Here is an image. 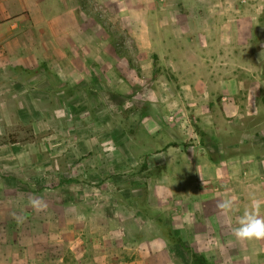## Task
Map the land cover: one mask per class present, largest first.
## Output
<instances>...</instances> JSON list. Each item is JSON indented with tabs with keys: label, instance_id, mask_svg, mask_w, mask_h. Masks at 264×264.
<instances>
[{
	"label": "rangeland",
	"instance_id": "rangeland-1",
	"mask_svg": "<svg viewBox=\"0 0 264 264\" xmlns=\"http://www.w3.org/2000/svg\"><path fill=\"white\" fill-rule=\"evenodd\" d=\"M195 125L223 153L210 154ZM168 146L264 155V0H0V235L10 228L73 263L97 256L100 224L76 207L91 215L125 185L148 205Z\"/></svg>",
	"mask_w": 264,
	"mask_h": 264
},
{
	"label": "crops",
	"instance_id": "crops-1",
	"mask_svg": "<svg viewBox=\"0 0 264 264\" xmlns=\"http://www.w3.org/2000/svg\"><path fill=\"white\" fill-rule=\"evenodd\" d=\"M144 124L156 134L157 142L163 140L165 134L161 127L146 121ZM174 130L170 133L171 137L181 134L180 129V133ZM211 130L205 129L210 137ZM213 131L216 132V129ZM217 139L219 142V137ZM171 140L166 137V144ZM215 143L207 139L205 145L209 153H223L221 144L213 149ZM178 148L167 147L162 166L166 163L168 169L156 173L154 179H148V205H140L142 189L138 185L114 187L111 190H117L126 203L121 204L113 198L100 210L95 205L97 209L91 215L82 204H78L79 217H84V220L94 218L101 225L97 232L102 234V239L96 238L101 243V251L97 256L82 254L81 259L73 263L61 253L48 249V252L44 251V246L42 251L35 250V246L26 243L23 237H14L16 234L12 235L9 228L6 234L0 235V264H111L110 259L115 256L121 258L120 262L124 264H191L190 252L164 236L158 225L143 211L146 206L161 211L174 234L213 264H264V240L241 242L232 234V228L238 226L239 217L249 207L250 194L260 199L258 192L252 188L261 186L264 197V155L241 152L238 159L228 161L222 154L214 159L209 153H198L196 156L182 152L181 146ZM261 179L263 182L260 183ZM235 180L238 182L234 183ZM7 194L4 204L11 210L16 199H12L13 192L8 191ZM221 197L236 198V206L230 213L222 214L216 208ZM261 215L264 216V207Z\"/></svg>",
	"mask_w": 264,
	"mask_h": 264
},
{
	"label": "clouds",
	"instance_id": "clouds-1",
	"mask_svg": "<svg viewBox=\"0 0 264 264\" xmlns=\"http://www.w3.org/2000/svg\"><path fill=\"white\" fill-rule=\"evenodd\" d=\"M249 200V207L238 219V226L232 228V234L236 240L241 242L264 240V216L261 215L264 201L256 198L254 194H250ZM29 205L37 212L47 208V204L42 198H31ZM235 206V197H221L216 204V208L222 214L230 213Z\"/></svg>",
	"mask_w": 264,
	"mask_h": 264
},
{
	"label": "trees",
	"instance_id": "trees-1",
	"mask_svg": "<svg viewBox=\"0 0 264 264\" xmlns=\"http://www.w3.org/2000/svg\"><path fill=\"white\" fill-rule=\"evenodd\" d=\"M27 71L30 73L34 72V70L32 68L27 69ZM21 128H23V130L28 134L27 136H29V137H25V139H24L25 141H31V140L36 139L37 134H36L33 126H31V127H25L24 126ZM144 128H145V130H147V127H144ZM125 129H126V132L132 138L135 137L136 131L134 129H128V128H125ZM195 130H196L197 134L200 136V142L202 144H205V138L207 136V133L198 125H195ZM14 136H17V133H15V135H13L12 138L9 139V142H11V143H17L18 142V140ZM150 155H151V153L145 154L144 161L142 164L143 171L148 169V166H149L148 161H149ZM116 199L121 204L126 203V200L120 194L117 195ZM143 211L158 225V227L160 228V231L164 234V236L170 242L177 243L181 247H183L185 250L190 252L191 264H213V261L206 258L204 255H201V254L194 252L193 249L181 237L176 236L174 234L172 227L167 225V223L165 221L164 214L161 211L155 210V209L151 208L150 206L144 207Z\"/></svg>",
	"mask_w": 264,
	"mask_h": 264
}]
</instances>
